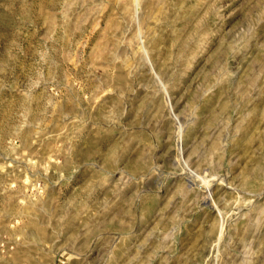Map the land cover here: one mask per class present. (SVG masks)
Instances as JSON below:
<instances>
[{
    "label": "rangeland",
    "instance_id": "obj_1",
    "mask_svg": "<svg viewBox=\"0 0 264 264\" xmlns=\"http://www.w3.org/2000/svg\"><path fill=\"white\" fill-rule=\"evenodd\" d=\"M0 264H264V0H0Z\"/></svg>",
    "mask_w": 264,
    "mask_h": 264
}]
</instances>
